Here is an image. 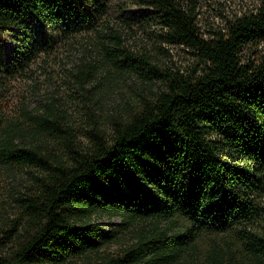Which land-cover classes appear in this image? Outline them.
Returning <instances> with one entry per match:
<instances>
[{
  "label": "trees",
  "instance_id": "trees-1",
  "mask_svg": "<svg viewBox=\"0 0 264 264\" xmlns=\"http://www.w3.org/2000/svg\"><path fill=\"white\" fill-rule=\"evenodd\" d=\"M201 1L0 0L7 77L112 15L127 25L156 22L166 43L201 62L187 75L150 66L164 88L115 118L109 133L94 128L85 149L54 106L39 125L63 139L59 151L22 145L15 130L0 128V163L42 173L0 230V264H174L201 236L219 233L235 234L264 264V56L240 58L264 42V0L209 37L198 27ZM112 38L119 46L121 37ZM127 59L112 61L128 67ZM96 215L134 226L130 244L100 252L114 236Z\"/></svg>",
  "mask_w": 264,
  "mask_h": 264
},
{
  "label": "rangeland",
  "instance_id": "rangeland-1",
  "mask_svg": "<svg viewBox=\"0 0 264 264\" xmlns=\"http://www.w3.org/2000/svg\"><path fill=\"white\" fill-rule=\"evenodd\" d=\"M256 4V0L201 1L198 15L201 34L211 36L225 21L252 10ZM164 32L156 22L127 25L112 15L96 31L75 33L61 40L17 75L7 77L0 73V128L15 130L22 145L41 143L59 151L63 139L48 134L39 125L47 107L54 106L56 114L63 116L73 141L78 147L87 148L94 128L109 133L115 118L133 112L141 101L164 88L150 66L160 72L170 70L184 75L200 66L194 52L166 43ZM114 35L121 37L119 46L113 43ZM4 54L8 50L0 38V59ZM124 55L128 67L113 63L112 60ZM263 56L264 42H261L245 46L240 58L248 64ZM137 57L143 60H134ZM41 175L32 166L0 163V230L16 217L18 199ZM93 222L114 236L100 252H116L133 238L135 227L125 224L120 217L96 215ZM195 246L184 251L174 264H215V261L257 264L233 233L203 235Z\"/></svg>",
  "mask_w": 264,
  "mask_h": 264
}]
</instances>
